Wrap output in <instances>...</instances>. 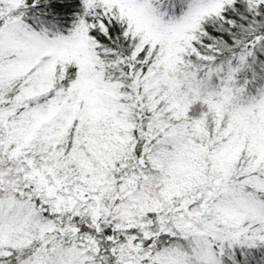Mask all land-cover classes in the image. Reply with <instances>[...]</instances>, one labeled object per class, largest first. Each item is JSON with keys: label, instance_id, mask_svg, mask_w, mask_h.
<instances>
[{"label": "snow or ice", "instance_id": "snow-or-ice-1", "mask_svg": "<svg viewBox=\"0 0 264 264\" xmlns=\"http://www.w3.org/2000/svg\"><path fill=\"white\" fill-rule=\"evenodd\" d=\"M0 264H264V0H0Z\"/></svg>", "mask_w": 264, "mask_h": 264}]
</instances>
